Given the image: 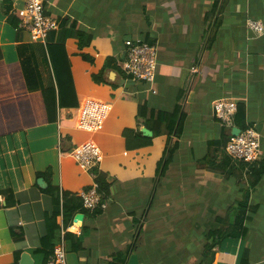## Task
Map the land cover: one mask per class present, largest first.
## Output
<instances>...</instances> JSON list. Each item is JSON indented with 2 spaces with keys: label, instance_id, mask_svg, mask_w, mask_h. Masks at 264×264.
<instances>
[{
  "label": "crops",
  "instance_id": "crops-1",
  "mask_svg": "<svg viewBox=\"0 0 264 264\" xmlns=\"http://www.w3.org/2000/svg\"><path fill=\"white\" fill-rule=\"evenodd\" d=\"M217 1L45 0L48 14L60 22L48 43L65 46L77 95L76 108H62L45 46L10 24L18 20V0H0L3 64L18 65L26 93L45 91L56 113L55 122L0 137V264H45L66 235H72L65 240L67 264H110L122 255L125 264H264V176L250 188L249 167L228 157L229 132L212 113L216 100L244 105L247 125L262 137L264 157V35L252 39L245 26L248 19L264 25V0H219L213 14ZM138 38L158 46L152 84L134 81L122 69L126 41ZM182 93L180 145L158 177L167 134L165 123L160 129L154 123L159 113L174 112ZM88 100L110 106L95 134L78 128ZM40 105L29 100L19 118H44ZM143 105L150 128L138 126ZM143 128L153 133L152 144L128 149L123 132ZM86 141L102 154L107 208L97 215L79 212L66 227L62 204L47 189L76 194L93 184L69 155ZM246 191V236L225 238L204 259L213 243L206 235L221 227L215 218L226 217ZM80 236L81 250L73 251Z\"/></svg>",
  "mask_w": 264,
  "mask_h": 264
},
{
  "label": "trees",
  "instance_id": "trees-1",
  "mask_svg": "<svg viewBox=\"0 0 264 264\" xmlns=\"http://www.w3.org/2000/svg\"><path fill=\"white\" fill-rule=\"evenodd\" d=\"M219 0L215 3L213 8V14L218 8ZM10 9V8H9ZM9 13V10H7ZM10 24L17 28L19 22L15 18L11 19ZM144 41L152 44L150 39H143ZM83 46V41H80V47ZM50 55L53 72L56 81V88L58 94V103L62 108H76L78 106L77 95L71 75V68L69 57L64 45H51L47 43L44 47ZM87 59V57H84ZM89 60V59H88ZM110 61V60H109ZM108 61V62H109ZM94 81L97 83L102 82V78L94 76ZM49 92L52 93V97L55 93L54 87H51ZM45 91H40L29 94L26 93L25 86L23 84L22 74L20 68L16 64L4 65L0 55V137L16 133L20 130L26 129L30 126H37L46 123L55 122V111L51 109L49 102L46 101ZM42 95V98H41ZM185 93H182L178 99L176 108L173 113H159L158 119L154 124H157V129H160L161 124L165 123L167 134V144L162 160L158 164L157 176L162 177L165 175L169 165L172 162L175 151L179 148L180 139L183 132V124L186 118V113L182 111ZM55 98H52V100ZM29 100H41V105L38 107L44 111V118H19L23 117L21 110L27 109ZM24 101V102H23ZM17 106V108H16ZM16 110V111H15ZM148 108L146 105L140 106L137 122L138 126L150 128V120H147ZM34 115H38L37 112ZM46 116V117H45ZM235 125L244 130L247 127L246 123V109L244 105H238V112L235 117ZM157 132V131H156ZM123 136L126 140L128 149L134 150L142 146H149L152 144V138L143 137L141 132L134 130H125ZM230 158V157H229ZM243 169L247 164L242 163ZM250 172V188H254L264 176V157L256 163V165L249 166ZM99 192L102 195V202L107 203L110 195V184L105 180L101 172L98 173L96 180ZM49 193L54 197L57 205L62 204L64 211V225L66 227L72 223L75 214L79 212H85L80 199L79 192L76 194L70 192H60L58 188L49 187L47 189ZM250 192L246 191L245 198L237 204L235 209L230 210L234 217L230 220L228 217H216L215 222L221 225L217 231L210 232L206 235V240H212L213 243L206 245L204 251V259L207 260L208 255H212L213 247L220 244L225 238L241 239L247 234V228L245 226L248 220L247 211L249 204ZM88 212V211H86ZM102 210H97L93 215L101 213ZM89 213V212H88ZM230 214V213H228ZM72 235H66L65 240L70 239ZM82 236L74 237L72 242V250L78 252L82 247ZM139 237V236H138ZM135 236L134 243L138 239ZM50 257V256H49ZM125 257L122 255L120 260L114 259L110 264H125ZM203 264V263H202Z\"/></svg>",
  "mask_w": 264,
  "mask_h": 264
},
{
  "label": "built area",
  "instance_id": "built-area-1",
  "mask_svg": "<svg viewBox=\"0 0 264 264\" xmlns=\"http://www.w3.org/2000/svg\"><path fill=\"white\" fill-rule=\"evenodd\" d=\"M19 20L18 31L28 32L35 43L47 45L51 33L58 31L60 22L50 16L45 7V0H18L13 11ZM250 36L259 38L264 35V25L252 19L246 21ZM122 69L124 74L137 82L154 83L158 70V46L143 39L128 40ZM110 106L96 100L86 101L80 111L78 128L95 134L100 131L109 116ZM238 112V103L234 99H220L212 103L213 118L229 132L225 152L232 160L256 165L262 158V137L253 127L247 125L237 136L231 134ZM239 128V127H238ZM70 157L93 178V184L79 191L83 209L89 213L104 211L107 203L102 202V195L96 182L102 154L93 141H86L70 152ZM65 231V227H61ZM65 239L56 247L45 264H67Z\"/></svg>",
  "mask_w": 264,
  "mask_h": 264
},
{
  "label": "water",
  "instance_id": "water-1",
  "mask_svg": "<svg viewBox=\"0 0 264 264\" xmlns=\"http://www.w3.org/2000/svg\"><path fill=\"white\" fill-rule=\"evenodd\" d=\"M142 133H143V135H144L145 137H148V138H151V137L153 136V133H152L150 130L146 129V128H143V129H142ZM239 133H240V128H238V127L233 128V130H232V132H231V134H232L233 136H237V135H239ZM38 183H39L40 185H42V184L44 183V180H43V179H39V180H38ZM79 218H80V217L76 218L75 220H76V222L78 221V223L80 224L81 222L78 220Z\"/></svg>",
  "mask_w": 264,
  "mask_h": 264
},
{
  "label": "rangeland",
  "instance_id": "rangeland-1",
  "mask_svg": "<svg viewBox=\"0 0 264 264\" xmlns=\"http://www.w3.org/2000/svg\"><path fill=\"white\" fill-rule=\"evenodd\" d=\"M230 214H227L226 215V217L229 215L230 217H228L230 220H232L233 219V217H234V215H233V213H231V212H229ZM223 218V217H222ZM225 218V217H224Z\"/></svg>",
  "mask_w": 264,
  "mask_h": 264
}]
</instances>
